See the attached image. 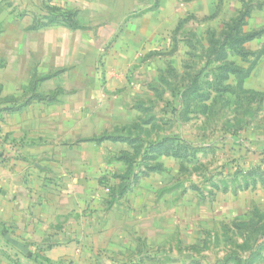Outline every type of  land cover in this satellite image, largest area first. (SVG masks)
Returning <instances> with one entry per match:
<instances>
[{
  "label": "crops",
  "instance_id": "1",
  "mask_svg": "<svg viewBox=\"0 0 264 264\" xmlns=\"http://www.w3.org/2000/svg\"><path fill=\"white\" fill-rule=\"evenodd\" d=\"M241 15L262 60L264 0H0V264H190L159 254L169 215L112 197L131 149L111 127L138 60Z\"/></svg>",
  "mask_w": 264,
  "mask_h": 264
},
{
  "label": "rangeland",
  "instance_id": "2",
  "mask_svg": "<svg viewBox=\"0 0 264 264\" xmlns=\"http://www.w3.org/2000/svg\"><path fill=\"white\" fill-rule=\"evenodd\" d=\"M187 24L174 54L164 38L160 57L125 77L136 107L111 127L131 149L112 197L170 216L163 259L264 264V59L233 32Z\"/></svg>",
  "mask_w": 264,
  "mask_h": 264
},
{
  "label": "trees",
  "instance_id": "3",
  "mask_svg": "<svg viewBox=\"0 0 264 264\" xmlns=\"http://www.w3.org/2000/svg\"><path fill=\"white\" fill-rule=\"evenodd\" d=\"M242 20H243V15L235 19L232 24H228V28H227V31L233 32V34H235V37H237L238 45H240L241 43H244L245 41L251 39L254 36V34H242L240 30ZM211 36L213 37L214 34H211Z\"/></svg>",
  "mask_w": 264,
  "mask_h": 264
}]
</instances>
